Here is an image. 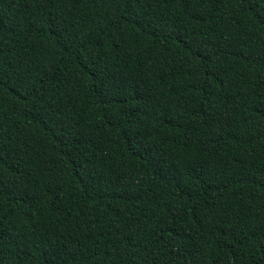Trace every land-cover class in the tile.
Returning <instances> with one entry per match:
<instances>
[{
  "label": "trees",
  "instance_id": "1",
  "mask_svg": "<svg viewBox=\"0 0 264 264\" xmlns=\"http://www.w3.org/2000/svg\"><path fill=\"white\" fill-rule=\"evenodd\" d=\"M0 264H264V0H0Z\"/></svg>",
  "mask_w": 264,
  "mask_h": 264
}]
</instances>
